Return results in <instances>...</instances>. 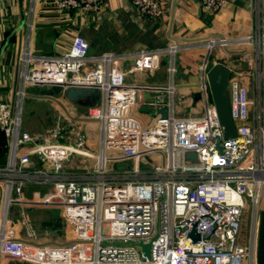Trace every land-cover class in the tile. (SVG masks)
<instances>
[{"label": "built area", "instance_id": "built-area-1", "mask_svg": "<svg viewBox=\"0 0 264 264\" xmlns=\"http://www.w3.org/2000/svg\"><path fill=\"white\" fill-rule=\"evenodd\" d=\"M52 1L67 14L75 8L98 10L103 0ZM200 2L217 12L226 0ZM131 3L151 18L162 15L158 0ZM251 13L253 27L245 36L205 43L208 52L235 45L248 50L254 96L239 73H230L227 90L235 128L230 138L223 137L210 98L205 61L197 86L203 109L185 116L176 112L175 57L189 45L172 42L136 52L90 55L88 42L75 35L60 55L33 54L27 45L21 48L13 101L0 102V130L9 146L0 164L1 194L6 207L13 203L60 207L72 239L38 246L17 237L3 207L0 256L32 259L36 264H257V207L264 189L263 0H253ZM160 56L167 58L171 81L163 87L166 102L162 86L126 82L127 75L151 71ZM126 62L127 68L120 66ZM28 86H58L63 92L71 86L97 89V102L87 108L88 119L97 125V150L88 149L87 133L72 121L66 126L55 122L48 137L24 130L21 114ZM144 92L160 94L150 100ZM141 106L155 110L147 122L139 116H146ZM161 107L166 108L164 116L157 112ZM64 131L65 141L59 142ZM189 151L196 153V161L185 157ZM74 157L94 163L75 168ZM129 160L132 165L120 170L108 165ZM29 185L48 186L50 195L26 200L23 190ZM248 208L251 223L243 239L241 226ZM193 230L196 238L190 235ZM139 242L149 244V257Z\"/></svg>", "mask_w": 264, "mask_h": 264}, {"label": "crops", "instance_id": "crops-1", "mask_svg": "<svg viewBox=\"0 0 264 264\" xmlns=\"http://www.w3.org/2000/svg\"><path fill=\"white\" fill-rule=\"evenodd\" d=\"M158 1L163 10L159 18L141 14L131 0H103L98 10L75 8L67 14L60 12L52 0H6L0 3V102L11 103L13 100L14 85L19 80L18 52L21 48L27 45L33 54L60 55L68 50L72 38L79 35L88 42L90 55L105 51L136 52L167 46L172 42L189 45V49L180 51L175 57L173 101L180 116L201 111L203 104L199 100L197 86L202 80V65L208 53L205 43L211 38H239L248 34L253 27V0H226L217 12L203 8L200 0ZM247 53V48L240 45L229 48L216 46L209 52L206 66L209 68L213 64L222 63L229 68L230 73H239L241 82L247 86L249 95L253 98L250 64L245 57ZM166 59L165 56L156 58L151 71L127 75L126 82L157 84L166 88L171 83L166 70ZM129 64L130 62H126L120 66L127 68ZM57 87L44 86L45 91ZM45 94L50 95L47 92ZM62 95L72 102L66 98L63 90ZM32 96L29 95V100L33 101V105L52 100ZM161 98L164 102L168 100L166 89L162 90ZM77 107L84 108L78 104ZM262 107L264 124V79ZM185 108L188 109L187 113H182ZM250 115L252 117V110ZM139 116L145 122L149 120L145 115ZM70 117L74 120L82 119ZM96 150L95 148L94 151ZM8 151L7 138L0 130V164L5 162ZM50 190L48 186L29 185L24 188L23 197L26 200L45 199L50 195ZM3 207L9 223L16 229L17 237L38 246L72 239L71 230L64 222L58 206L13 203L6 207L0 190V215ZM257 211L258 215L264 213V189ZM27 231H33L35 235L27 238ZM0 264L36 263L32 259L0 256Z\"/></svg>", "mask_w": 264, "mask_h": 264}, {"label": "rangeland", "instance_id": "rangeland-1", "mask_svg": "<svg viewBox=\"0 0 264 264\" xmlns=\"http://www.w3.org/2000/svg\"><path fill=\"white\" fill-rule=\"evenodd\" d=\"M159 58V57H158ZM167 68V64H166ZM34 87V86H33ZM27 87V96H24L23 98V104H22V128L26 129L30 133H36L40 134L44 137H48L49 131L51 128H53V125L56 121H60L59 123L62 126H66L69 122L73 121L74 126H79L85 130L87 133L88 138V149L90 151H94L97 145V125L94 121L88 119L87 117V108H78L77 104L73 102H69L65 99V97L62 95V90L58 87L57 88H50V90H46L44 86H35V88H32L30 86V89ZM47 94L52 95L56 100L52 99L49 101H42L40 103H35V105L32 104L33 101H30L29 98L33 97L32 95H39V94ZM61 92V93H60ZM60 93L59 95H57ZM29 95L31 97H29ZM36 98V97H34ZM154 109H151L149 111H143L146 114V117H150L154 115ZM182 113H187L188 109H182ZM179 115V114H178ZM184 115V114H183ZM187 115V114H186ZM73 116L75 118H82L74 120L72 119ZM72 123V122H71ZM63 137L59 135L57 140L65 141L66 133L65 131L61 133ZM74 160V166L75 168H82V167H91L94 163L93 159L86 158H73ZM132 161L129 160L127 162H111L109 161L108 165L111 166L114 170H120L122 167L130 166L132 165ZM251 223V213L249 208L244 211V216L242 220V226H241V236L243 239H246L247 234L249 232Z\"/></svg>", "mask_w": 264, "mask_h": 264}, {"label": "water", "instance_id": "water-1", "mask_svg": "<svg viewBox=\"0 0 264 264\" xmlns=\"http://www.w3.org/2000/svg\"><path fill=\"white\" fill-rule=\"evenodd\" d=\"M19 1L21 2L22 0ZM19 53L20 50L18 52V58H19ZM208 54L209 52L207 53L205 59L204 72H205V80L210 92V98L216 107L217 114L219 117V122L223 127V137L224 138L234 137L235 128L229 112V95L227 90L230 70L225 64L222 63H216L210 66L209 68H207L206 62H207ZM16 85H17V81L15 82L13 92L15 91ZM140 85H144V83H141ZM145 85L155 86L157 84H145ZM159 94H160L159 92H150V93L147 92L144 93V96L152 100L155 96H158ZM64 95L70 101L80 106L89 107V106H93L97 102L99 97V91L94 88L71 86L64 91ZM35 96L56 100L52 95L39 94ZM140 110L148 111L149 108L147 106H141ZM157 112L160 113L161 116H164L166 114V108L161 107L157 110ZM218 148H220V145H218ZM185 157L188 159H192L194 161L197 160L196 153L193 151L186 152ZM190 235L196 238V233L194 232V230L190 233ZM137 245L141 247L143 254L146 257H149V244H144L142 242H139ZM256 260H257V264H264V213L259 215Z\"/></svg>", "mask_w": 264, "mask_h": 264}, {"label": "bare ground", "instance_id": "bare-ground-1", "mask_svg": "<svg viewBox=\"0 0 264 264\" xmlns=\"http://www.w3.org/2000/svg\"><path fill=\"white\" fill-rule=\"evenodd\" d=\"M163 90H164V88H163Z\"/></svg>", "mask_w": 264, "mask_h": 264}]
</instances>
